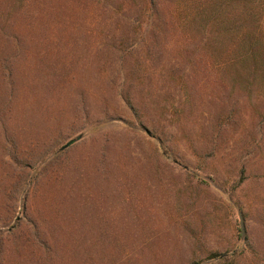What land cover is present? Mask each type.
I'll return each instance as SVG.
<instances>
[{"label": "rangeland", "instance_id": "1", "mask_svg": "<svg viewBox=\"0 0 264 264\" xmlns=\"http://www.w3.org/2000/svg\"><path fill=\"white\" fill-rule=\"evenodd\" d=\"M175 1L0 0V264H264V87Z\"/></svg>", "mask_w": 264, "mask_h": 264}, {"label": "trees", "instance_id": "2", "mask_svg": "<svg viewBox=\"0 0 264 264\" xmlns=\"http://www.w3.org/2000/svg\"><path fill=\"white\" fill-rule=\"evenodd\" d=\"M147 15L155 19V0H144ZM173 1V0H172ZM188 7L178 28L206 31L216 66H225L234 78L245 77L243 89L250 94L252 84L264 87V0H176ZM176 14V11H174ZM171 14V13H170ZM172 17V15H171ZM236 41V42H235ZM237 48L228 51V45ZM224 53V56H221ZM215 66V67H216ZM251 79L249 81L248 79ZM11 168V166L8 164Z\"/></svg>", "mask_w": 264, "mask_h": 264}, {"label": "water", "instance_id": "3", "mask_svg": "<svg viewBox=\"0 0 264 264\" xmlns=\"http://www.w3.org/2000/svg\"><path fill=\"white\" fill-rule=\"evenodd\" d=\"M238 225H239L240 236H243V221L240 214H238Z\"/></svg>", "mask_w": 264, "mask_h": 264}]
</instances>
